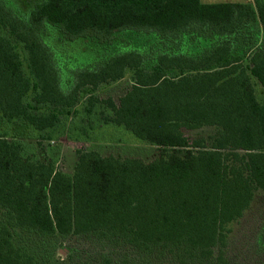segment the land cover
<instances>
[{"label": "trees", "instance_id": "obj_1", "mask_svg": "<svg viewBox=\"0 0 264 264\" xmlns=\"http://www.w3.org/2000/svg\"><path fill=\"white\" fill-rule=\"evenodd\" d=\"M125 70L131 89L105 104L156 157L77 151L68 176L0 134V264H54L20 233L228 264L230 226L264 195V102L251 81L264 87V0H0V126L48 133ZM204 127L214 132L184 133Z\"/></svg>", "mask_w": 264, "mask_h": 264}, {"label": "rangeland", "instance_id": "obj_2", "mask_svg": "<svg viewBox=\"0 0 264 264\" xmlns=\"http://www.w3.org/2000/svg\"><path fill=\"white\" fill-rule=\"evenodd\" d=\"M227 0H201L205 4L226 3ZM253 3V0H249ZM255 96L264 102V87L251 79ZM133 85L132 72L125 70L123 77L115 82L99 85L94 91L86 90L79 104L69 115H63L57 126L45 134L16 123H3L0 134L15 140L24 147V156L36 160L49 159L57 171L72 175L77 151H96L102 156L116 158H137L144 163L152 161L158 150L148 145L112 122L113 114L106 101L118 104L119 99ZM97 101L91 107L86 105L89 95ZM89 108V112H87ZM214 132L211 127L195 131L185 130L191 139L206 138ZM264 232V195L257 193L248 209L230 226V234L224 251L228 264H264V244L260 234ZM17 239L30 248L41 250L50 256L54 264H179L164 251L140 255L122 244L110 245L93 237L70 236L36 242L30 234L20 233ZM63 253V255H62Z\"/></svg>", "mask_w": 264, "mask_h": 264}, {"label": "crops", "instance_id": "obj_3", "mask_svg": "<svg viewBox=\"0 0 264 264\" xmlns=\"http://www.w3.org/2000/svg\"><path fill=\"white\" fill-rule=\"evenodd\" d=\"M226 3L245 4V3H249V0H227Z\"/></svg>", "mask_w": 264, "mask_h": 264}, {"label": "water", "instance_id": "obj_4", "mask_svg": "<svg viewBox=\"0 0 264 264\" xmlns=\"http://www.w3.org/2000/svg\"><path fill=\"white\" fill-rule=\"evenodd\" d=\"M62 255H63V253H62Z\"/></svg>", "mask_w": 264, "mask_h": 264}]
</instances>
